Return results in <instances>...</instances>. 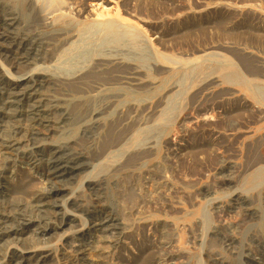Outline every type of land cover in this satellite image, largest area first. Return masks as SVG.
I'll return each mask as SVG.
<instances>
[{
	"label": "rangeland",
	"instance_id": "obj_1",
	"mask_svg": "<svg viewBox=\"0 0 264 264\" xmlns=\"http://www.w3.org/2000/svg\"><path fill=\"white\" fill-rule=\"evenodd\" d=\"M6 1L7 0H0V10L2 9V11H0L1 15H6V12L9 11L7 8H10V10L14 8L13 11H19L16 2H12L9 6L8 4H4ZM77 2L78 4L80 3V5L84 4L81 0ZM89 2L90 0L85 2V8L87 7V10L85 9L86 15L88 14L89 17L87 16V18L83 19L84 22L80 26L79 32L76 33L73 38L75 46L79 48V52L73 54L70 52L64 60H67L71 65L72 63L76 65L87 61V59L89 60L90 55L99 56L101 54L99 57L113 56L118 58V61L139 69L140 75H142L141 77L149 81V87H147V89H152L155 92L158 91L156 92L157 95L151 105V109L147 112H141L143 114L140 118L145 119L146 117L148 120L149 116L152 122L151 125L167 126L169 131H161L148 135V137H152V145L155 151L152 152L151 158L141 161V170L139 169L133 177H129L128 173L125 172L114 173L113 169L100 173V166L95 168L91 167L84 172H78L73 175V178L71 177L70 179L64 180L62 183H58V186L60 185L62 188V194L60 197L56 198L58 206L56 211L61 214L62 218L64 215V220H62V218L57 221L54 220L52 222L53 224L51 223L54 228L52 231H49V226H43L42 229L49 231L45 232L44 236L36 235L42 229L22 226L21 229H24V234L18 237V240H9V243H6L8 246L4 249L6 253L5 256L1 258L0 264H8L11 253L15 252L24 254L25 256L40 255V257H47L49 258V264H68V260L76 259L80 260H78L80 264H120L122 261L123 264H156L157 262V264H168L170 262V264H212L211 261L214 260L225 261L226 264H246L245 262L247 260L245 259V253L247 254V251L245 248L248 247L247 249H249L251 247L252 249H260L256 240L264 238V174L262 177H258L259 173H264V152L262 151L264 148V0H91V6ZM12 4L13 7L11 8ZM3 10L5 12L4 14ZM88 10H90V12H88ZM91 12L95 15H89ZM103 12L110 16L108 15V17H106L104 13L105 17H103ZM98 14L103 16H98ZM118 19L121 20L119 21ZM106 21L117 23L118 29L115 32H108L102 26V23ZM127 59L129 60L127 61ZM138 62L140 64H138ZM0 66L1 73H3L5 77L13 78V76L9 74L10 71V73L15 76L16 80H18L17 77L19 78V75H17L13 69L9 70L8 66H5L1 61ZM31 72L33 74L36 71ZM19 80L21 79L19 78ZM208 84H210V86ZM222 92L224 93L221 97ZM161 96H164V98ZM149 97L145 88L140 90L138 95L134 93H129L127 95L128 100L132 103L133 100L149 103ZM193 101H195V103ZM192 102L194 104H192ZM147 105L149 106L150 104ZM155 105H157V108ZM128 106L129 105H126L124 110L128 109ZM119 110L118 114L122 112L121 109ZM189 112L191 114H189ZM227 112L228 114H226ZM225 116L227 117L225 118ZM248 116L251 117V120H249L250 117ZM227 118L230 119L231 123L233 119L235 122L233 120L234 123L231 125ZM225 119L226 121L224 122ZM102 122L106 126L102 132V135H104V132L108 131L111 126L110 122L106 119ZM249 122L251 124H249ZM196 125L197 128L202 129L197 130ZM232 126H234V128ZM141 132L143 131L141 130ZM147 132L148 131H145L143 134ZM186 134H189V136H186ZM51 135V139L47 141L48 144L59 145L64 143V140H62L63 133L57 131ZM80 135L81 133H78L76 138ZM155 136L157 137L155 138ZM211 137H213V139ZM219 137H221V139ZM154 141L157 142L154 143ZM76 146L77 145H75V148ZM175 146L181 149V151L179 150L177 152H180V157L171 154L168 150V148H173ZM25 148L26 147L22 150L26 153L30 152V149ZM258 148L260 150H258ZM182 152H187V154H189L187 155L185 153V155ZM175 157H177L180 162L179 160L175 162ZM184 157L187 159H184ZM164 162L168 163L166 164ZM256 163L257 165H255ZM105 164L108 166L114 165L112 161L105 162ZM172 164L174 166L171 167ZM249 165L252 168H250ZM152 166L154 167L151 170ZM18 167L19 173L22 176H28L29 179L32 180V184L35 182L37 187L41 188L40 186H42V188L45 187L44 189L47 188V185H44L38 179L41 173L38 167L34 168V165H27L26 163L24 164V162H19ZM161 167H163L162 169L166 176L163 174V170L159 169ZM231 168L232 170H230ZM228 170H230V172H228ZM167 171L173 174L174 179L171 178L172 175L170 173L168 174ZM156 172H159L158 175ZM146 173L149 175L147 176ZM106 174L109 178L101 184V189L104 190L101 191V196L104 200L103 204L113 209L116 207L115 210H117V212L119 211L121 216L127 214L125 211L126 209L123 207L124 205L122 202L124 199L122 200V197L125 195V197L127 196L126 198H128L127 201H134L136 196L140 195L137 190L138 188H141L143 192L142 197H147V195H151L150 197H152L159 192L160 194H157L159 197L156 195L157 199L160 197L164 199H160L158 208H152L155 210L150 209L149 212L145 214L143 212H138L139 209L137 211L135 210L133 214H131V217L127 218V224H129L131 230L129 229L130 231L126 233V239L123 240L124 243L117 246L109 244L110 247L108 243L102 245V242H98L101 241L99 238H102V235L99 237L100 233L94 230L91 216H89V211H92V207L94 206L93 201L95 200V195L93 196L91 193L93 183L97 182V180H100L102 177V179H104ZM127 178L132 180L129 181ZM148 178L150 179L149 183ZM163 178L166 179L164 180ZM257 178L258 180H256ZM12 179H7V181L11 180V182L8 181L6 187L13 189L14 186L13 191H22L21 187H19V189L18 186L16 187L13 184L16 182V179ZM156 179L160 181L157 182ZM144 181L146 182L144 183ZM164 182H167V185H171V191H178L177 194L180 196H177L175 193H172V196L174 197L176 195L180 199L171 196L173 199L171 198L172 201H170V197H167L168 194L164 193L170 185L165 187L166 190L160 188L163 191L165 190L164 192L158 189L160 187L159 183L162 185ZM130 191L132 192L130 193ZM134 191H138V195L134 193ZM183 193L184 195L186 194V198ZM195 193H197V195ZM134 194L136 195L135 197ZM129 195L132 197L130 196L131 198H129ZM191 196L193 197L191 198ZM138 197L140 200V196ZM181 197H183L184 201L188 204H186ZM166 200L168 202L163 203V201ZM173 200H175L174 203ZM119 203L123 206H118ZM77 204L80 205L78 206ZM74 205L77 207H74ZM232 205L234 207H232ZM164 206H166V208ZM172 206L174 208H172ZM239 206H243L244 208L242 207L243 209L239 210V208H241ZM218 207L220 208L218 209ZM166 209L170 210L167 211ZM246 209L257 214L255 217H252L254 219H247L244 216L243 212ZM81 211L84 212L82 213ZM168 212L170 213L168 214ZM241 212L242 214H240ZM133 215H136V218H134ZM159 215L161 216L159 217ZM66 216L68 218H66ZM159 220L161 222H159ZM135 221L137 222L136 224ZM183 222L185 223L183 224ZM193 225H195L196 228ZM190 231L191 233L189 234ZM194 232L197 234L195 235ZM162 233L170 238L168 239L169 243H171L170 245H174L170 246L169 252L166 250L167 253L173 250L172 254L174 255L169 259L168 255L165 257L159 255L156 257L154 254V252L157 253L156 246L159 245L157 242L160 241V236L158 234L161 235ZM226 234L236 242L235 245L233 244V247L236 246L233 249L224 245L222 236H226ZM252 237L254 238L252 239ZM214 238H216V241ZM81 239H85L87 243L89 241V244L91 243L93 246L97 243H100V245H96L97 249H95L94 246L92 248H87L84 253L78 252V254H76L77 250L75 245L79 244L78 242ZM156 239L159 240L156 241ZM140 240L145 244L141 243ZM125 241H127V244ZM104 245H106L105 247L108 249L103 247ZM145 248L148 251H146ZM147 254H154V256ZM137 257L138 259H136ZM131 258L134 260H131ZM165 258H167V261L162 262L163 260L161 259ZM256 258L260 259L259 256ZM146 260H148L149 263Z\"/></svg>",
	"mask_w": 264,
	"mask_h": 264
},
{
	"label": "bare ground",
	"instance_id": "obj_2",
	"mask_svg": "<svg viewBox=\"0 0 264 264\" xmlns=\"http://www.w3.org/2000/svg\"><path fill=\"white\" fill-rule=\"evenodd\" d=\"M7 1L4 4H6V5L8 4L9 6L11 5L12 2H16L17 6L19 7V9H18L19 11H17V10H16L17 12L13 11L14 8L12 10H10V8H7V9H9V11L6 12V15L0 14V61L5 66H8L9 70L13 69V71L16 72L17 75H19V78L21 80H19L18 77H17L18 80H16L15 76L12 75L10 73V71H9V74L11 76H13V78L5 77V75H3V73H1L2 71L0 69V260H1V258H3L5 256L6 251H4V249H5V247L8 246L7 245L9 243L8 241L9 240H18L19 239L18 237H20L22 234H24V229H21L22 226H28L29 228L37 227L39 229H42L43 226L47 225L50 227L49 231H52L54 229L53 225H51V223L54 220L57 221L60 218H62L61 214L57 213V211H56V209L58 207L57 203H56V198L60 197L62 194V188L60 187V185L58 186V183H62V182H64V180L70 179L71 177L73 178V175L78 173V172H84L91 167L95 168V167H100V166H101L100 167V173L106 172L109 169H113L114 173L125 172V173H128L129 177H133V175L136 174V172H138L139 169L141 170V167H140L141 161H143V159L151 158L152 152L155 151L154 147L152 145L153 144L152 143V137H148V135L153 134V133H157V132H161V131H163V132L164 131L167 132V130L169 131V128L167 126L162 127V125H156V124L151 125L152 122H151V119H149V116H148V120L146 117H145V119L140 118L143 114L141 112H147L148 110L151 109V105L154 102L156 95H157L156 92H158V91L155 92L152 89L151 90L147 89V87H149L148 86L149 81H147V80L143 79V77H141L142 75H140L139 69H137L134 66L126 65L125 63L118 61L117 60L118 58H115L113 56L112 57H110V56L99 57L101 54L99 56H95V55L91 56L90 55L89 60L87 59V61L78 63L76 65H73V63L71 65V63L67 62V60L66 61L64 60V58L66 59L67 56L70 54V52H71V54L79 52V48L77 46H75V42L73 41V38L75 37L76 33L79 32L80 26L84 22L83 19L87 18V16H88V14L86 15V11H85V9L87 8V7L85 8V5H86L85 2H87L88 0H81L84 2L83 5L81 4L82 6L80 5V3L78 4V2H77L78 0H76V1L75 0H7ZM92 1H95V0H92ZM79 2H80V0H79ZM89 3L91 6V0ZM90 6H88V7H90ZM96 6H99V5H96ZM12 7H13V4H12L11 8ZM72 8H74V9H72ZM4 10H5V8H4ZM4 10H3V14L5 13ZM0 11H2V9ZM88 12H90V10H88ZM91 13L89 15H95L94 13H92V14ZM104 13L105 12H103V15H104ZM100 14H102V13H100ZM100 14H98V16H103ZM123 14H125V13H123ZM105 15H106V13H105ZM105 15L103 17H105ZM108 15H106V17H108ZM125 20H126V18H125ZM106 22H103L102 26L108 32H115L118 29L117 23L112 22V21H106ZM124 24H126V23H124ZM131 36H132V34H131ZM104 55H106V54H104ZM121 55H123V54H121ZM121 58H123V57H121ZM128 60L129 59H127V61ZM127 61H125V62H127ZM138 64H140V63L138 62ZM133 65H134V62H133ZM151 66H153V65H151ZM141 68H144V67H141ZM155 70H157V69H155ZM31 71H36V72L32 74ZM156 72H154V73H156ZM154 81H156V80H154ZM185 83H186V81H185ZM182 84H183V82H182ZM210 84H208V85L210 86ZM208 85H206V86H208ZM208 87H207V89H208ZM144 88L150 96L149 97V99H150L149 103L141 102L140 100H138V101L133 100V103H132L131 101L128 100L127 95L129 93H134V94L138 95L140 90H142ZM223 93L224 92H222V94L220 93L221 97H222ZM225 93H226V91H225ZM227 93H229V92H227ZM232 93H233V91H232ZM198 94H199V92H198ZM225 97H227V96H225ZM162 98H164V96ZM218 98L221 99L220 97H218ZM194 99H196V98H194ZM193 102L195 103V101H193ZM193 102H192V104H194ZM212 102H213V100H212ZM203 103H205V102H203ZM210 103H208V104H210ZM147 104H150V105L148 106ZM126 105H129L128 109L124 110V108H126ZM157 105H155L156 108H157ZM159 106H161V105H159ZM119 109H121L122 112H119V114H118ZM231 110H233V109H231ZM240 110H241V108H240ZM230 111H229V113H230ZM139 113H141V114H139ZM235 113H234V116H235ZM189 114H191V113L189 112ZM203 114H201V115H203ZM226 114H228V112ZM231 114H230V116H231ZM237 114H239V113H237ZM186 116H187V114H186ZM227 116H225V118ZM206 117H207V115H206ZM248 117H250V116H248ZM230 118H232V117H230ZM235 118H236V116H235ZM104 119H106L110 122L111 127L108 131L104 132V135H102V132L104 131V129L106 127L105 124L102 122ZM221 119H222V117H221ZM227 119L230 121L229 118H227ZM181 120H182V118H181ZM233 120H232V123L235 122V120H234V122H233ZM249 120H251V117ZM201 121H203V120H201ZM218 121H220V120H218ZM225 121H226V119L224 120V122ZM241 122H242V120H241ZM257 122H258V120H257ZM229 123H231V121ZM232 123H231V125H232ZM249 124H251V123L249 122ZM182 126H185V125H182ZM216 127H217V125H216ZM232 127L234 128V126H232ZM207 128H209V127H207ZM183 129H184V127H183ZM196 129L200 130L202 128H197V125H196ZM141 130L144 133H145V131H148V132L146 134H143V132H141ZM57 131L59 133H63L62 140H64V143L59 144V145L48 144L47 141H49V139H51V136H52L51 134L56 133ZM182 131H184V130H182ZM78 133H81V135L78 138H76V135ZM49 136H50V138H49ZM186 136H189V134L188 135L186 134ZM156 137L157 136H155V138ZM251 137H253V136H251ZM211 138L213 139V137H211ZM219 138L221 139V137H219ZM167 139H169V138H167ZM238 139H240V138H238ZM52 141H53V137H52ZM157 141H158V139H157ZM231 141H232V138H231ZM156 142L154 141V143H156ZM250 142H251V140H250ZM184 144H182V145H184ZM75 145H77L76 148H75ZM155 145H157V144H155ZM249 145H250V143H249ZM177 146H179V145H177ZM188 146H189V144H188ZM24 147H26L25 149H30V152L26 153L24 150H22ZM260 149H261V147H260ZM260 149L258 148V150H260ZM168 150L171 154H174L177 157H180L179 156L180 152L177 153L179 150L181 151L180 147H176V146L173 148L170 147V148H168ZM262 151L264 152V148L262 149ZM182 153H184V152H182ZM185 153L187 154V152H185ZM164 157H166V156H164ZM169 157H171V156H169ZM177 157H175L176 158V161L174 160L175 162H177V160H179V159H177ZM186 157H184V159ZM108 161H112V163L114 165L108 166L107 164H105V162H108ZM19 162H22V163L24 162V164L26 163L27 165L28 164L34 165V168L38 167V170H40L41 173L39 175L40 177H38V176L37 177L41 181V183H43L44 185L45 184L47 185V188L44 189L45 187L42 188V186H40L41 188H39V187H37V184H35V182H33V184H32V182H31L32 180H30L28 176H26L25 174H24L25 176H22L19 173V167H18ZM179 162H180V160H179ZM164 163H166V162H164ZM253 164H251V165H253ZM255 165H257V163ZM156 166H157V164H156ZM172 166H174V165L172 164L171 167ZM175 166L178 167L177 165H175ZM153 167L154 166H152L151 170L153 169ZM162 168L163 167H161L159 169L163 170ZM227 168H228V166H227ZM250 168H252V167L250 166ZM250 168H248V169H250ZM253 168H254V166H253ZM148 169H150V168H148ZM174 170H178V169H174ZM230 170H232V168ZM230 170H228V172H230ZM246 170H247V168H246ZM156 171H157V169H156ZM158 171H160V170H158ZM158 173H157V175H158ZM169 173L171 174V172H168V174ZM152 174L154 175L153 172H152ZM163 174H164V170H163ZM175 174H177V173H175ZM227 174H225V175H227ZM263 174L264 173H259L258 177L259 178H260V176L262 177ZM146 175L148 176L149 174L146 173ZM171 175H172L171 178L174 179L173 174H171ZM230 176H231V173H230ZM228 177H229V175H228ZM9 178L10 179L15 178L16 182L13 184L16 187L18 186V188L21 187L22 191H19V192L18 191L15 192V190L13 191L14 186H13V189L9 188V187L7 188L6 183L8 181L11 182V180L7 181V179H9ZM102 178L100 180H97V182L94 181L95 183H93V186L91 188V191H92L91 193L93 194V196L95 195V200L93 201L94 206L92 207V211H89V213H90L89 216H91V219L93 222V223L92 222L91 223H92V225H94V230L97 233H100L99 237H101V235H102V238H99L101 241L97 240L98 242H102V245L108 243V246H109V244L113 245V246L114 245L117 246L119 244L121 245L122 243H124L123 240L126 239L125 238L126 233L131 230L129 227V224H127V221H128L127 218L128 217L130 218L131 214H133V212L135 210L137 211L138 209H139L138 212H143L145 214V213L149 212V210L152 208H158L159 201L162 198L160 197L159 199H157L156 195L159 192L152 197H150L151 195L148 196L147 194H145V195H147V197H145V196L142 197L143 192H142L141 188L137 189L139 191L140 195H138V193H137L138 191L137 192L134 191V193H137V195L140 196V200H139V197L134 194V197L136 196V199L134 201L130 200L131 201L130 202L129 200L127 201L128 198H126L127 196L125 197V195H124L125 198L122 197V200L124 199L122 202L124 206L121 205L120 203H119V205L117 204L118 206L121 205L124 207V209H126L125 211L127 212V214H125V216L123 214L122 215L124 217L123 218L119 214L120 212L119 211L117 212V210H115L116 207H115V209H113V208H110L108 205L103 204L104 200H103V197L101 196L102 195L101 191H104V190L101 189V187H102L101 184L106 179H108L109 177L106 174L105 178L104 179H102ZM122 178H124V177H122ZM157 178H158V176H157ZM160 178H162V177H160ZM225 178H226V176H225ZM229 178H227V179H229ZM15 179H14V181H15ZM129 179L127 178V180H129ZM131 180H129V181H131ZM152 180H155V179H152ZM167 180H168V178H167ZM256 180H258V178ZM156 181L159 182L160 180L158 181L156 179ZM170 181H172V180H170ZM255 181H254V183H255ZM145 182L146 181H144V183ZM149 182H150V179L148 178V183ZM228 184H231V183H228ZM91 185H90V187H91ZM130 185H132V184H130ZM159 185H160V187L158 186L159 187L158 189L162 192L163 190H161L160 188L165 189V187H167L170 184L167 185V182H164L162 185H161V183H159ZM150 186H151V184H150ZM143 188H144V185H143ZM182 188H183V186H182ZM170 189H171V185L167 188L166 192H164L166 189L163 192L167 193L168 194L167 197L169 196L170 201H172L171 200V198L173 197L172 193L177 194L178 191L173 192V190L171 191ZM128 190H129V188H128ZM176 190H177V187H176ZM131 192L132 191H130V193ZM125 194H127V193H125ZM195 194L197 195V193H195ZM183 195H184V193H183ZM130 196L131 195H129V198L132 197V196L131 197ZM177 196H180V195L177 194ZM177 196L175 195L173 198H175ZM184 196H185V198L187 197L186 194ZM188 196H189V194H188ZM192 197L193 196H191V198ZM177 198H179V197H177ZM181 198H183V197H181ZM256 198H257V196H256ZM179 199H175V200H179ZM162 200H164V199H162ZM175 200H173V203ZM192 200H194V199H192ZM74 201H76V200H74ZM183 201H184V198H183ZM115 202H116V200H115ZM164 202H168V201L166 200V201H163V203ZM238 203H239V201H238ZM73 204H74V202H73ZM114 204H116V203H114ZM186 204H188V203H186ZM246 205H247V203H246ZM75 206L76 205H74V207ZM174 206H176V205H174ZM120 207H118V208H120ZM164 207L166 208V206H164ZM232 207H234V206L232 205ZM239 207H241V206H239ZM242 207L239 208V210L244 208V207L243 208ZM253 207H255V206H253ZM172 208H174V207L172 206ZM219 208L220 207H218V209ZM254 209H256V208H254ZM152 210H155V209H152ZM160 210H162V209H160ZM169 210H167V211H169ZM125 211H123V212H125ZM227 212H228V210H227ZM165 213H166V211H165ZM169 213L170 212H168V214ZM84 214H86V213H84ZM136 214H137V212H136ZM240 214H242V212ZM243 214L247 219L248 218L251 219L252 217H255V215H257L248 209H246L243 212ZM133 216H134V218H136V215H133ZM139 216H141V215H139ZM160 216L161 215H159V217ZM168 217H169V215H168ZM66 218H68V217L66 216ZM140 218H142V217H140ZM252 219H254V218H252ZM62 220H64V215H63ZM133 220H135V219H133ZM136 221H135V224L137 223ZM138 222H139V220H138ZM159 222H161V221L159 220ZM133 223H134V221H133ZM184 223L185 222H183V224ZM56 225H57V223H56ZM195 225H193V226L195 227ZM157 226H158V224H157ZM163 226H165V225H163ZM145 228H146V226H145ZM189 228H190V226H189ZM165 229H164V231H165ZM218 229H219V227H218ZM169 230H171V229H169ZM188 230H190V229H188ZM188 230H187V232H188ZM49 231H47L46 229L45 230L42 229L36 235L44 236L45 232H49ZM134 232H135V230H134ZM195 232H194V234H195ZM228 232H227V234H228ZM144 233H143V235H144ZM190 233H191V231L189 232V234ZM227 234H226V236H222V240L224 242V245H227L228 248L233 249L234 247H236V246L233 247V244L235 245L236 242L233 241V238L227 236ZM158 235L160 236L159 237L160 241L157 242L159 245L156 244L157 245L156 246V252L157 253L154 252L155 256L157 257L160 255V256L165 257L168 255V259L171 258V256L174 255V254H172L173 250L170 253H167L166 250L169 252L170 246H174V245H170L171 243H169V240H168L170 238H168L166 234L162 233L161 235L160 234H158ZM216 238H214L215 241H216ZM253 238L254 237H252V239ZM159 239H156V241ZM218 239H220V238H218ZM133 240H134V238H133ZM217 241H219V240H217ZM125 242L127 244V241H125ZM140 242L145 244L141 240H140ZM78 243L79 244H77V245L73 244V245H75L76 250H77L76 254H78V252L84 253V251L87 248H90V247L92 248L94 246H95V249H97L96 245L97 244L100 245V243H97L96 245L93 246L91 243L89 244V241L87 243L85 241V239L79 240ZM137 243H139V242H137ZM256 243L260 246V249H252L251 247L249 249H247L248 247L245 248L247 251V254L245 253V255H246L245 259L247 260L245 262L246 264H264V238L263 239H257ZM99 245H98V247H99ZM139 245H138V247H139ZM105 246L106 245H104L103 247H105ZM106 249H108V248H106ZM151 249H153V248H151ZM146 251H148V250L146 249ZM36 252H38V251H36ZM141 253H142V251H141ZM144 253H146V252H144ZM154 254L153 255L147 254V255L154 256ZM177 255H179V254H177ZM233 255H234V253H233ZM141 256H142V254H141ZM258 256L260 257V259L256 258ZM145 257H146V254H145ZM213 257H211V258H213ZM63 258H65V257H63ZM67 258H68V256H67ZM67 258H66V260H67ZM127 259H128V257H127ZM132 259L133 258H131V260ZM136 259H138V257ZM147 259H148V257H147ZM150 259H151V257H150ZM150 259H149V261H150ZM78 260L79 259L68 260L67 263L68 264H80L79 263L80 260L79 261ZM124 260H125V258H124ZM161 260H163L162 262H165V261H167V258L161 259ZM117 261H119V260H117ZM146 261L148 262V260H146ZM122 262L120 264H123ZM211 262H212V264H226L225 261L223 262L221 260H214ZM159 263H161V262H159ZM166 263H168V262H166ZM170 263H168V264H170ZM8 264H49V258L43 257V256L40 257V255H38V256H32V255L31 256H28V255L25 256L24 254H19V253L15 252V253H11ZM143 264H145V263H143Z\"/></svg>",
	"mask_w": 264,
	"mask_h": 264
}]
</instances>
